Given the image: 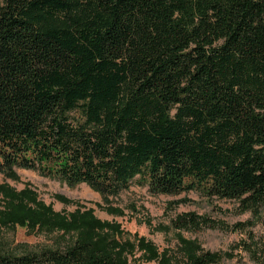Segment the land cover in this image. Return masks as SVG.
<instances>
[{
  "label": "trees",
  "instance_id": "obj_1",
  "mask_svg": "<svg viewBox=\"0 0 264 264\" xmlns=\"http://www.w3.org/2000/svg\"><path fill=\"white\" fill-rule=\"evenodd\" d=\"M19 168L104 196L137 177L154 194L202 188L262 217L264 0H0V172ZM0 186V222L74 237L0 264H129L118 227ZM138 246L159 264H223L199 246L173 260Z\"/></svg>",
  "mask_w": 264,
  "mask_h": 264
},
{
  "label": "rangeland",
  "instance_id": "obj_2",
  "mask_svg": "<svg viewBox=\"0 0 264 264\" xmlns=\"http://www.w3.org/2000/svg\"><path fill=\"white\" fill-rule=\"evenodd\" d=\"M15 172H0V185L17 192L30 189L40 202L68 220L78 211H91L101 222L118 227L121 233L116 239L132 244L125 251L129 264H159L139 249L141 238L153 244L159 257L165 259L185 258L199 246L217 253L223 264H264V207L259 218L244 212L237 200L209 197L202 188L177 195L154 194L139 177L128 189L104 196L87 183L70 186L59 177L36 170L19 168ZM6 207L8 199L0 193V211ZM184 212L197 213L208 222L197 230H178L172 220ZM73 238L57 229L30 230L0 222L1 253L24 255L45 248L64 249Z\"/></svg>",
  "mask_w": 264,
  "mask_h": 264
}]
</instances>
